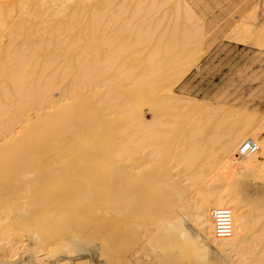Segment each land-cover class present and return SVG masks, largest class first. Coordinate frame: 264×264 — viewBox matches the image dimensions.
Returning a JSON list of instances; mask_svg holds the SVG:
<instances>
[{
    "label": "bare ground",
    "instance_id": "1",
    "mask_svg": "<svg viewBox=\"0 0 264 264\" xmlns=\"http://www.w3.org/2000/svg\"><path fill=\"white\" fill-rule=\"evenodd\" d=\"M210 9L0 0V264H168L176 234L190 263L264 264V198L239 191L264 190V114L174 91L215 34ZM250 16L223 36L264 48Z\"/></svg>",
    "mask_w": 264,
    "mask_h": 264
},
{
    "label": "rangeland",
    "instance_id": "2",
    "mask_svg": "<svg viewBox=\"0 0 264 264\" xmlns=\"http://www.w3.org/2000/svg\"><path fill=\"white\" fill-rule=\"evenodd\" d=\"M206 1L209 2L211 8L207 12L209 21L213 19L216 20L217 25L215 27V34L207 41V44H204L202 59L194 66L184 80L174 88V91L179 95L203 99L204 101L213 103H222L238 109L255 111L257 114L263 115L264 48L259 47L253 41L251 43H245L246 45L233 42L229 37L223 35L228 28L236 25L240 21L251 23L252 20H250V15H253L258 26L264 27V1ZM248 17L250 18L248 19ZM139 71L140 70H138V72ZM130 91H127V93L129 92V94H131ZM142 112L145 114L146 118L149 117L145 107H142ZM110 124H103L104 126L100 131L102 132L104 130V132L107 133L110 131L109 129L115 130V128L119 127L118 124H116V126L114 122ZM100 159L101 158L98 160ZM239 186L240 189H242H239L242 195H246V197H249L251 200H256V198L260 200L261 197L262 199L264 198V196H262L264 195L262 194L264 190L261 189L262 184L254 185L251 181L248 182V180L244 181V179H241L239 180ZM263 200H261L262 202L260 203L264 208ZM176 235H174L175 239L177 237L176 240L171 238L173 239L171 241L170 239L171 244H169V248L167 247L168 251L171 249V246L179 250L178 245L180 244L175 242L178 240V236ZM175 243H178V247L175 246ZM183 248L181 247V251L186 249V247ZM176 249H173L175 251L171 249L173 253L168 252L170 258L168 264H184V262H187V264H201L199 261L195 263L196 259L190 263V261L185 260L189 257L187 250L185 252H177L180 254L178 255ZM210 264H220V262L211 261Z\"/></svg>",
    "mask_w": 264,
    "mask_h": 264
},
{
    "label": "built area",
    "instance_id": "3",
    "mask_svg": "<svg viewBox=\"0 0 264 264\" xmlns=\"http://www.w3.org/2000/svg\"><path fill=\"white\" fill-rule=\"evenodd\" d=\"M256 148L255 143L247 141L242 145L241 153H251ZM216 220V231L218 236L226 237L231 233V215L229 210L221 209L214 212Z\"/></svg>",
    "mask_w": 264,
    "mask_h": 264
}]
</instances>
